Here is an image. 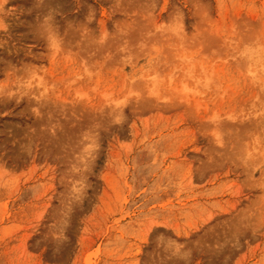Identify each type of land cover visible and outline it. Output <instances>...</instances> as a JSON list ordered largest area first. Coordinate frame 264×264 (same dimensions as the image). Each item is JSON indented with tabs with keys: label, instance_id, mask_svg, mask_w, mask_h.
<instances>
[{
	"label": "rangeland",
	"instance_id": "obj_1",
	"mask_svg": "<svg viewBox=\"0 0 264 264\" xmlns=\"http://www.w3.org/2000/svg\"><path fill=\"white\" fill-rule=\"evenodd\" d=\"M0 264H264V0H0Z\"/></svg>",
	"mask_w": 264,
	"mask_h": 264
}]
</instances>
